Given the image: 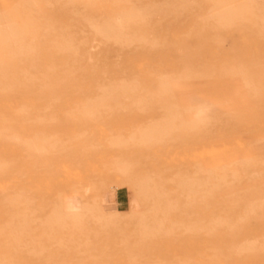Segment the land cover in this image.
I'll return each instance as SVG.
<instances>
[{
  "label": "rangeland",
  "instance_id": "rangeland-1",
  "mask_svg": "<svg viewBox=\"0 0 264 264\" xmlns=\"http://www.w3.org/2000/svg\"><path fill=\"white\" fill-rule=\"evenodd\" d=\"M0 264H264V0H0Z\"/></svg>",
  "mask_w": 264,
  "mask_h": 264
},
{
  "label": "bare ground",
  "instance_id": "bare-ground-1",
  "mask_svg": "<svg viewBox=\"0 0 264 264\" xmlns=\"http://www.w3.org/2000/svg\"><path fill=\"white\" fill-rule=\"evenodd\" d=\"M219 12L221 13V11L219 10ZM102 195H104L103 193H102ZM105 196H107V194H105ZM114 211V210H113ZM109 213H110V211H109Z\"/></svg>",
  "mask_w": 264,
  "mask_h": 264
}]
</instances>
